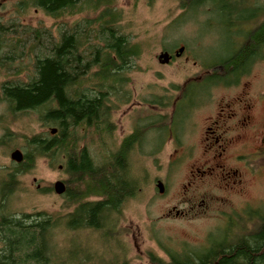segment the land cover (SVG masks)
I'll return each instance as SVG.
<instances>
[{
    "label": "rangeland",
    "instance_id": "obj_1",
    "mask_svg": "<svg viewBox=\"0 0 264 264\" xmlns=\"http://www.w3.org/2000/svg\"><path fill=\"white\" fill-rule=\"evenodd\" d=\"M23 1L0 0V24L15 23L19 32L22 28L49 32L55 41L63 27L69 28L93 17L85 12L55 21L38 9L24 7L21 5ZM247 3L262 6L264 11V0H248ZM114 6L121 13V32L130 38L132 44L140 46L141 55L133 68L119 76L121 90L114 97L110 95L108 104L114 108L108 121L113 128L112 135L101 136L96 142H92L89 136L81 146L88 148L96 163H102L116 151L123 137L135 128L145 129L152 125L151 131L148 128L142 137L144 145L141 150L137 148L128 158L129 174L139 182L138 193L124 203L121 214L112 217L108 228L72 231L60 220L73 208L66 206L63 197L53 192V184L65 178L62 170H58L59 164L53 166L47 157L35 159L33 168L16 178L13 192L4 198L0 196V204H3L0 212L14 218L42 213L57 221L51 232L47 264H151L150 259L166 261L164 250L176 253L205 251L209 244L221 243L226 235L236 237L249 232L259 217L264 216L263 173L253 179L244 197L247 206L252 208H245L243 212V202L231 198L234 207L224 208V212L218 211L215 205L205 213L194 208L188 216L176 217V211H189L192 204L191 199L183 203L186 200L181 194L186 192V198L193 195L190 188L184 187L195 159L177 157L184 153L189 155L197 149L204 113L194 114L193 110L207 101L208 92L213 93L214 98L225 94L222 89L209 91L207 79L199 84L192 82L198 77L205 78L209 66L220 63L236 49L240 43L237 33L240 29L230 27L231 18L220 15L218 7L204 6L184 11L179 8L177 0H116ZM246 9L242 18L250 15ZM261 19L258 18L257 23ZM246 28L243 26L244 30ZM181 47L184 52L176 58ZM162 52L173 56L168 65L157 62ZM30 65L28 57L21 64L17 63L10 73L0 70V187L2 177L9 170L7 167L11 166L9 154L14 149L22 150V138L48 137L52 128L43 127L37 112L11 115L7 103L2 101L1 86L10 82L24 84L30 78ZM18 67L23 72L18 77L11 76ZM247 80L252 92H264V59ZM261 109L264 115V103ZM38 111L43 113L41 109ZM159 121L162 124L158 126ZM163 124L170 125L169 131L175 134L184 131L181 136L183 146L176 153L170 142L164 144L166 136L159 147L160 135L152 134L156 126L165 132ZM137 134L141 135L142 131ZM157 180L164 184L162 195L155 188ZM173 208L176 210L172 211Z\"/></svg>",
    "mask_w": 264,
    "mask_h": 264
},
{
    "label": "trees",
    "instance_id": "obj_2",
    "mask_svg": "<svg viewBox=\"0 0 264 264\" xmlns=\"http://www.w3.org/2000/svg\"><path fill=\"white\" fill-rule=\"evenodd\" d=\"M24 1V7L38 9L55 21L85 12L93 17L63 27L55 41L49 32L27 28L19 32L15 23L0 24V70L10 73L17 63L28 57L31 61L30 78L24 84L10 82L1 86L2 101L7 103L11 115L37 112L43 127L57 131L53 136L49 133L48 137L22 138L23 162L9 171L12 174L3 187V195L10 194L15 176L33 168L35 159L47 157L53 166L59 164L67 176L63 199L73 210L60 221L72 231L99 229L120 215L124 203L138 193L127 160L138 136L136 132L125 138L102 163H96L81 144L89 136L96 142L101 136L112 135L108 122L114 109L108 104L110 95L114 97L121 90L116 78L133 68L141 48L121 32L116 0ZM177 1L184 11L218 7L220 15L231 18L229 25L240 29L237 33L243 39L242 47L229 52L220 62L225 70L241 67L258 47L264 49V11L262 21L257 23L260 9L253 4L246 2V6L241 0ZM244 8L250 13L247 18L241 17ZM255 23L249 33L244 32L243 26L252 27ZM22 72L18 67L11 76L18 77ZM56 225L57 221L42 213L20 218L0 213V264H47L51 232ZM164 252L166 261L150 259V263L264 264V216L249 232L236 237L226 235L221 243L210 244L205 251Z\"/></svg>",
    "mask_w": 264,
    "mask_h": 264
},
{
    "label": "flooded vegetation",
    "instance_id": "obj_3",
    "mask_svg": "<svg viewBox=\"0 0 264 264\" xmlns=\"http://www.w3.org/2000/svg\"><path fill=\"white\" fill-rule=\"evenodd\" d=\"M241 1L246 4L248 0ZM255 7L260 9V11L257 12L258 18L263 19L262 6L257 5ZM262 19L260 21H262ZM246 27L244 32L249 33L252 28L251 26ZM242 42L243 39L240 38V43L236 45V49L233 50L237 51L240 49L242 47ZM170 56L172 60L173 56ZM263 59L264 49L260 46L253 55L249 56L241 67L235 70H225L221 63H217L208 67V75L205 78L198 77L192 82L193 84H199L207 79L210 85L209 91L211 89H222L225 90V94L220 98H214L216 96L208 92L207 101L199 104V106L193 110L194 114L204 113L201 115L202 126L196 145L197 149L196 151L192 150L189 155L184 153L177 157V159L188 157L195 159L194 163L190 165L188 183L184 187L185 189L190 188L193 195L191 198H186V192L181 194V198L186 200V202L183 201V203H187L189 199H191L192 204L189 207V211H176V217L188 216L194 208L205 213L210 209H214L215 205L218 206V211L224 212V208L234 207L231 198H236L243 202L244 208L242 211L249 207L244 200L247 190L253 179L261 177L264 173V115L260 112V110H262L261 104L264 103V92H252L250 81L247 79L253 74L256 65ZM191 115L189 116L190 118ZM188 122L190 121L188 120ZM158 123H160L158 124L159 126L162 124V121ZM163 125L166 128L165 132L159 131L158 126H156V130H154V127L152 134L156 133L160 135L161 140L159 147L162 141H164V136H166L164 144L170 142V144L174 146L176 153L178 149L183 146L181 136L184 131H182L183 133L175 134L176 132L173 133L169 131L170 125ZM152 127L151 125L145 129L135 128L129 135L120 140L116 151L125 138L140 130L142 134L139 136L137 134V141L134 142L132 149L127 153V157L130 158L131 154L134 153L137 148L141 150V146L144 145L142 144V137L147 133V129L149 128L151 131L150 128ZM15 150H19L24 158V152L22 150L14 149L13 151ZM22 162L23 160L20 163L11 161V166L7 167L9 170H7L8 172H5L2 177L3 180L0 187L1 198L6 196L3 195V187L12 174V172L10 173L9 171L17 165L22 164ZM59 167L60 165L58 166V170H62V167L61 169H59ZM19 176L21 175L15 177L18 178ZM64 177V180L57 182L63 183L66 192L65 181L67 180V176L64 175ZM16 178L11 190H9L10 193L16 188ZM159 182V180L155 182V188ZM160 183L163 185L165 192L164 184L162 182ZM64 194L61 195V197H63ZM2 205L3 204H0V207ZM173 210H176V208H173L172 211ZM255 211L259 212V209ZM0 213L8 215V213L4 211ZM209 248L210 244L206 250Z\"/></svg>",
    "mask_w": 264,
    "mask_h": 264
},
{
    "label": "water",
    "instance_id": "obj_4",
    "mask_svg": "<svg viewBox=\"0 0 264 264\" xmlns=\"http://www.w3.org/2000/svg\"><path fill=\"white\" fill-rule=\"evenodd\" d=\"M184 48L181 47L178 49L177 53L175 54V57L178 58L181 54H183ZM171 60V56L167 52H162L158 57H157V62L160 65H168ZM56 129H50V135H55L56 134ZM9 158L11 161L15 163H20L23 160V156L19 150H15L10 153ZM61 169V166L59 167ZM156 189L159 194H162L164 192L163 185L159 182L156 185ZM54 193L57 196H61L65 192V187L62 182H56L53 186Z\"/></svg>",
    "mask_w": 264,
    "mask_h": 264
},
{
    "label": "bare ground",
    "instance_id": "obj_5",
    "mask_svg": "<svg viewBox=\"0 0 264 264\" xmlns=\"http://www.w3.org/2000/svg\"><path fill=\"white\" fill-rule=\"evenodd\" d=\"M246 5V4H245ZM247 6V5H246ZM258 19V18H257ZM257 19H256V21H257ZM230 27H232V23L229 25ZM119 79H120V77H119V75H118V77L116 78V81H119ZM132 177V176H131ZM135 181H136V186H137V189H138V187H139V182H138V180H137V178L136 177H132ZM105 227H109L110 226V223H107L106 225H104ZM104 226L103 227H101V228H99V229H96V230H101V229H103L104 228ZM80 229H82V230H84V228H80ZM85 230H87V229H85Z\"/></svg>",
    "mask_w": 264,
    "mask_h": 264
}]
</instances>
